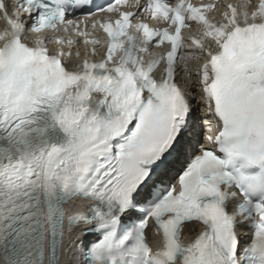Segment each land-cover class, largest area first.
<instances>
[{"label": "snow or ice", "instance_id": "snow-or-ice-1", "mask_svg": "<svg viewBox=\"0 0 264 264\" xmlns=\"http://www.w3.org/2000/svg\"><path fill=\"white\" fill-rule=\"evenodd\" d=\"M0 20V264H264V0H0Z\"/></svg>", "mask_w": 264, "mask_h": 264}, {"label": "bare ground", "instance_id": "bare-ground-1", "mask_svg": "<svg viewBox=\"0 0 264 264\" xmlns=\"http://www.w3.org/2000/svg\"><path fill=\"white\" fill-rule=\"evenodd\" d=\"M205 115H206L205 113H201V118L203 119ZM60 264H69L68 257L61 255ZM71 264H77L76 258L71 261Z\"/></svg>", "mask_w": 264, "mask_h": 264}]
</instances>
